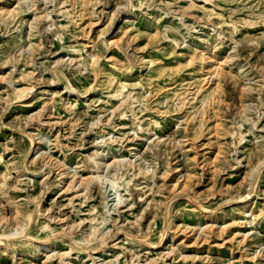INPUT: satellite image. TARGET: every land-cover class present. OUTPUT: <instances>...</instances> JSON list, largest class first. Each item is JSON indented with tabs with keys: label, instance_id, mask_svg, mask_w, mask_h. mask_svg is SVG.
I'll return each mask as SVG.
<instances>
[{
	"label": "rangeland",
	"instance_id": "rangeland-1",
	"mask_svg": "<svg viewBox=\"0 0 264 264\" xmlns=\"http://www.w3.org/2000/svg\"><path fill=\"white\" fill-rule=\"evenodd\" d=\"M0 239L264 264V0H0Z\"/></svg>",
	"mask_w": 264,
	"mask_h": 264
},
{
	"label": "bare ground",
	"instance_id": "bare-ground-1",
	"mask_svg": "<svg viewBox=\"0 0 264 264\" xmlns=\"http://www.w3.org/2000/svg\"><path fill=\"white\" fill-rule=\"evenodd\" d=\"M147 60H145V62H146ZM71 93H73L75 96H77V97H83V95L81 94V93H79L78 91H72ZM242 203H245L246 201L245 200H243V201H241ZM205 215H207V216H209L210 217V215H208V214H211V216L214 214L212 211H205V213H204ZM1 240V239H0ZM160 244V243H159ZM40 248H43L42 250H45L46 248H48V244H46V243H43L41 246H39ZM45 248V249H44Z\"/></svg>",
	"mask_w": 264,
	"mask_h": 264
}]
</instances>
